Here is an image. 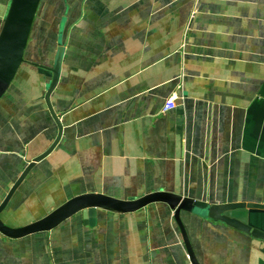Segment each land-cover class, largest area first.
<instances>
[{
	"label": "crops",
	"instance_id": "0c3cea01",
	"mask_svg": "<svg viewBox=\"0 0 264 264\" xmlns=\"http://www.w3.org/2000/svg\"><path fill=\"white\" fill-rule=\"evenodd\" d=\"M9 0H0V26ZM0 217L35 221L73 196L169 191L264 203V0H41L22 63L0 99V202L57 135ZM173 97L175 106L162 112ZM200 264H264V241L181 212ZM76 213L21 238L0 264H191L172 210ZM21 223V224H20Z\"/></svg>",
	"mask_w": 264,
	"mask_h": 264
},
{
	"label": "water",
	"instance_id": "95a60500",
	"mask_svg": "<svg viewBox=\"0 0 264 264\" xmlns=\"http://www.w3.org/2000/svg\"><path fill=\"white\" fill-rule=\"evenodd\" d=\"M41 0H9L6 13L0 26V99L4 96L22 63L26 62L25 50L36 13ZM59 29V43L54 64L49 68L51 80L44 94V100L51 117L57 125V135L48 148L32 158L8 189L0 202V214L24 180L31 168L47 157L58 144L62 135V123L53 109L50 95L55 88L61 67L63 47L61 45L62 27ZM161 202L173 212L188 258L191 264H200L195 256L188 234L181 218V212L209 218L243 231L264 241V203L231 202L206 203L169 191H155L133 199H119L103 193L89 192L71 197L45 216L21 226H9L0 217V233L9 238H21L33 233L44 232L58 226L67 218L81 213L94 223L96 209L120 213L134 212L152 203Z\"/></svg>",
	"mask_w": 264,
	"mask_h": 264
},
{
	"label": "built area",
	"instance_id": "2783aa9c",
	"mask_svg": "<svg viewBox=\"0 0 264 264\" xmlns=\"http://www.w3.org/2000/svg\"><path fill=\"white\" fill-rule=\"evenodd\" d=\"M174 106H175V102H174L173 97H169V98L165 101V103L163 104L161 111H162V112H165V111H167V110H169V109H172Z\"/></svg>",
	"mask_w": 264,
	"mask_h": 264
},
{
	"label": "rangeland",
	"instance_id": "374dc122",
	"mask_svg": "<svg viewBox=\"0 0 264 264\" xmlns=\"http://www.w3.org/2000/svg\"><path fill=\"white\" fill-rule=\"evenodd\" d=\"M55 208H56V207H55ZM53 209H54V208H53ZM53 209H52V210H53ZM52 210H51V211H52ZM48 213H49V212H48ZM48 213H47V214H48ZM44 216H45V215H44ZM30 222H31V221H30ZM28 223H29V222H28ZM20 224H21V223H20Z\"/></svg>",
	"mask_w": 264,
	"mask_h": 264
}]
</instances>
